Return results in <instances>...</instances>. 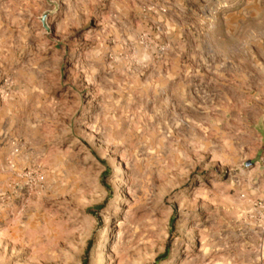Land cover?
Segmentation results:
<instances>
[{
  "label": "rangeland",
  "instance_id": "1",
  "mask_svg": "<svg viewBox=\"0 0 264 264\" xmlns=\"http://www.w3.org/2000/svg\"><path fill=\"white\" fill-rule=\"evenodd\" d=\"M0 264H264V0H0Z\"/></svg>",
  "mask_w": 264,
  "mask_h": 264
}]
</instances>
